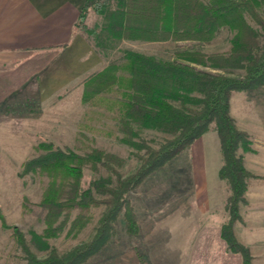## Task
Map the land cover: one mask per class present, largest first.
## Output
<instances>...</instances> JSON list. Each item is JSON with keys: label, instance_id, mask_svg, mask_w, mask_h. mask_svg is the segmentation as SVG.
Wrapping results in <instances>:
<instances>
[{"label": "rangeland", "instance_id": "1", "mask_svg": "<svg viewBox=\"0 0 264 264\" xmlns=\"http://www.w3.org/2000/svg\"><path fill=\"white\" fill-rule=\"evenodd\" d=\"M117 2L109 0L102 12L89 10L79 26L101 58L100 68L94 72L115 66L114 73L124 76L125 53L135 51L158 60L175 59L214 74L244 75L240 67L214 68L208 62L199 64L187 58L194 53L209 56L227 52L235 36L234 29L219 26L210 39L203 41L117 38L105 27L111 12L118 7ZM256 10L264 21V2H259ZM244 16L259 43L264 44V29L247 13ZM181 54L185 56L180 57ZM81 87L77 99L66 97L46 108L39 126L16 128L18 117L10 119L7 111H0V215L6 226H2L0 219V264H26V251L13 235V226L23 235L30 253L40 259L52 249L61 256L89 241L98 228L105 204L49 209L41 204L42 198L48 193L68 198L95 182L115 187L116 173L126 178L138 168L140 155H145L144 149L135 148L130 141L157 148L174 135L169 130L136 124L128 128L133 135L126 134L118 124L125 91L115 85L101 91L85 89L84 81ZM189 96L197 100L203 97L195 91ZM263 99L264 86L233 91L229 99L230 115L239 129L246 132V127H251L257 150L259 147L264 150V142L258 141L262 137L260 130L264 132ZM171 103L181 106L177 100L171 99ZM187 106L200 107L192 103ZM250 144L249 140L246 151L237 149L243 164L252 152ZM41 145L82 157L100 151L108 168L101 163L86 164L79 177L52 168L22 173L23 163L46 152ZM222 165L219 138L212 123L175 158L126 193L138 231L127 232L121 210L108 242L83 264H241V255L232 252L221 236V225L229 219L225 204L230 194L229 184L218 175ZM250 174L247 185L263 183L253 182L251 177L255 175ZM250 185L249 193L239 203L240 219L234 222L232 231L251 255V250L259 249V231L264 232V192ZM92 194L96 200L108 198V194L94 191ZM236 223L238 227L234 230ZM248 225L259 229L254 231ZM254 241L255 244L247 245Z\"/></svg>", "mask_w": 264, "mask_h": 264}, {"label": "trees", "instance_id": "2", "mask_svg": "<svg viewBox=\"0 0 264 264\" xmlns=\"http://www.w3.org/2000/svg\"><path fill=\"white\" fill-rule=\"evenodd\" d=\"M109 0H85L79 13L76 27L83 25L89 10L102 12ZM264 0H118L117 9L111 12L106 24L109 33L123 39L165 40L188 39L208 40L219 26L234 29L235 36L227 52L203 55H187L189 61L199 64L208 62L214 68L240 67L245 73L241 77H231L221 73H210L178 60H158L153 56L135 51H126L124 76L116 75L113 67L90 74L84 79L85 89L101 91L102 88H122L124 103L118 124L124 132L133 135L130 125L151 126L172 132L173 137L157 148L144 143L132 142L137 149H144L140 155L138 168L126 178L116 173L115 187L95 182L85 190L68 198H60L48 193L42 198L47 208L68 209L87 205H106L93 237L74 246L63 255L52 249L45 258H37L24 244L23 235L13 226L12 233L26 251V264H83L99 251L110 239L113 222L123 210V218L129 234L138 231L130 201L126 193L137 187L146 176L175 158L185 147L207 131L214 124L219 138L223 165L218 171L221 179L229 184L230 194L225 208L229 219L221 225V236L232 252L241 255V264H251L247 247L236 240L232 226L240 219L239 203L247 191V179L251 176L237 154L241 147L249 149L248 135L237 127L229 112V99L233 91L264 86V44H260L254 29L247 23L244 13L264 29V21L256 10ZM185 56L184 54L179 55ZM202 94L199 100L189 96L191 92ZM171 99L180 102L175 106ZM198 101V102H197ZM187 103L199 104L191 108ZM46 152L23 163L22 173L40 168L58 169L62 173L79 177L82 166L101 163L108 168L100 151H92L87 156H78L61 149L41 145ZM92 191L108 194V198L96 200ZM63 197V196H62ZM2 226L6 227L0 215Z\"/></svg>", "mask_w": 264, "mask_h": 264}, {"label": "crops", "instance_id": "3", "mask_svg": "<svg viewBox=\"0 0 264 264\" xmlns=\"http://www.w3.org/2000/svg\"><path fill=\"white\" fill-rule=\"evenodd\" d=\"M84 1L0 0V111H7L10 119L18 117L16 128L35 127L54 101L77 99L84 79L100 68L99 54L76 27ZM246 128L252 152L244 165L255 175L253 182L263 183H248L245 195L250 184L264 192V150L255 148L251 127ZM260 135L264 138L263 130ZM257 236L252 264H264V232Z\"/></svg>", "mask_w": 264, "mask_h": 264}]
</instances>
